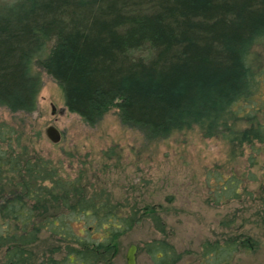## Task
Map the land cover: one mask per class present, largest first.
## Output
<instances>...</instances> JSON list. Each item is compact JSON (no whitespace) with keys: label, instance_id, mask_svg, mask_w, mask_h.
I'll list each match as a JSON object with an SVG mask.
<instances>
[{"label":"trees","instance_id":"1","mask_svg":"<svg viewBox=\"0 0 264 264\" xmlns=\"http://www.w3.org/2000/svg\"><path fill=\"white\" fill-rule=\"evenodd\" d=\"M260 41L264 0L0 2V107L35 109V62L59 84L66 109L90 124L114 107L122 123L151 135L196 127L232 143L264 142L249 61ZM13 133L0 126V264H111L123 233L142 215L158 219L152 207L122 210L106 190L61 177ZM237 183L224 179L220 196L235 198ZM42 231L56 244L38 255ZM237 247L227 238L210 249L226 261ZM143 249L152 264L180 258L163 239Z\"/></svg>","mask_w":264,"mask_h":264},{"label":"rangeland","instance_id":"2","mask_svg":"<svg viewBox=\"0 0 264 264\" xmlns=\"http://www.w3.org/2000/svg\"><path fill=\"white\" fill-rule=\"evenodd\" d=\"M12 0H0L8 3ZM53 44H46V51ZM249 61L258 74L253 106L255 121L264 126V42H256ZM40 79L31 112L0 107V126L13 128L30 151L51 160L61 177L77 178L88 192L104 189L122 210L152 207L158 217L142 215L123 233L111 264H125V252L135 247V264H152L143 246L163 239L180 253L174 264H264V142L232 143L219 135L205 137L193 127L168 135H151L122 123L111 107L93 124L66 109L59 84L35 62ZM53 126L59 140L45 129ZM247 126L241 121L235 128ZM234 177L237 196H220L224 179ZM235 238L238 247L225 261L211 245ZM42 231L33 250L55 245Z\"/></svg>","mask_w":264,"mask_h":264},{"label":"water","instance_id":"3","mask_svg":"<svg viewBox=\"0 0 264 264\" xmlns=\"http://www.w3.org/2000/svg\"><path fill=\"white\" fill-rule=\"evenodd\" d=\"M45 135L51 142H57L59 140L58 131L51 125L45 129ZM134 251L135 247L131 244L125 252V264H135Z\"/></svg>","mask_w":264,"mask_h":264}]
</instances>
